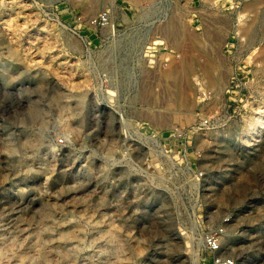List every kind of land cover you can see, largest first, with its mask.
Here are the masks:
<instances>
[{
  "label": "rangeland",
  "instance_id": "rangeland-1",
  "mask_svg": "<svg viewBox=\"0 0 264 264\" xmlns=\"http://www.w3.org/2000/svg\"><path fill=\"white\" fill-rule=\"evenodd\" d=\"M226 218L264 264V0H0V264H213Z\"/></svg>",
  "mask_w": 264,
  "mask_h": 264
},
{
  "label": "built area",
  "instance_id": "built-area-1",
  "mask_svg": "<svg viewBox=\"0 0 264 264\" xmlns=\"http://www.w3.org/2000/svg\"><path fill=\"white\" fill-rule=\"evenodd\" d=\"M127 110L125 108H121L120 115L122 116L126 113ZM122 125L127 128V121L122 117ZM140 145L143 143L141 140ZM203 175V174H201ZM229 218L224 220V223L217 227L215 230L208 232L204 236V245L207 251L212 255L213 264H237L235 258L233 256L224 255V243L226 240V232H227V222H229Z\"/></svg>",
  "mask_w": 264,
  "mask_h": 264
}]
</instances>
